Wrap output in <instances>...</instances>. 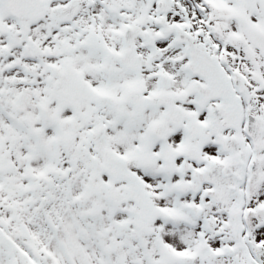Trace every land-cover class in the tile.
Listing matches in <instances>:
<instances>
[{
	"label": "snow or ice",
	"instance_id": "6c2138e0",
	"mask_svg": "<svg viewBox=\"0 0 264 264\" xmlns=\"http://www.w3.org/2000/svg\"><path fill=\"white\" fill-rule=\"evenodd\" d=\"M0 264H264V0H0Z\"/></svg>",
	"mask_w": 264,
	"mask_h": 264
}]
</instances>
